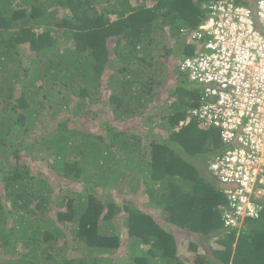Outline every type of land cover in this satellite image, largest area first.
I'll use <instances>...</instances> for the list:
<instances>
[{
  "label": "trees",
  "instance_id": "1",
  "mask_svg": "<svg viewBox=\"0 0 264 264\" xmlns=\"http://www.w3.org/2000/svg\"><path fill=\"white\" fill-rule=\"evenodd\" d=\"M210 1L0 0V252L9 256L0 264H189L166 226L97 194L123 186L139 189L165 224L219 235L192 264H264V210L223 229L224 196L198 166L222 141L189 114L200 88L173 81L166 61L174 49L192 56L187 41ZM45 118L55 121L49 131ZM39 159L58 182L31 173L27 160ZM122 212L128 259L115 262Z\"/></svg>",
  "mask_w": 264,
  "mask_h": 264
},
{
  "label": "built area",
  "instance_id": "2",
  "mask_svg": "<svg viewBox=\"0 0 264 264\" xmlns=\"http://www.w3.org/2000/svg\"><path fill=\"white\" fill-rule=\"evenodd\" d=\"M203 10L188 38L196 49L177 67L202 94L191 118L222 141L208 171L227 197L224 227L239 230L264 210V0H215Z\"/></svg>",
  "mask_w": 264,
  "mask_h": 264
},
{
  "label": "rangeland",
  "instance_id": "3",
  "mask_svg": "<svg viewBox=\"0 0 264 264\" xmlns=\"http://www.w3.org/2000/svg\"><path fill=\"white\" fill-rule=\"evenodd\" d=\"M65 40H67L65 38ZM64 39L62 41H64V43H61L62 46H65L67 44V41H65ZM188 44V41H187ZM175 50V51H174ZM173 53L171 54L170 58H168L166 61H169V65L171 66V71H172V76H173V81H175L174 79H179V81L185 83L186 85H189L191 87H196V85L193 84H189L187 81V78L183 75V73H181L178 68H177V63L180 60V54L179 51L177 49H174ZM25 50H22V53H24V56H32V54H29L28 52H24ZM112 59V58H111ZM168 85V84H167ZM171 86V85H170ZM103 87H105V84H103ZM17 94L15 96H18L20 94V88H17ZM107 96H104V99H102L104 101V106H106V99ZM95 108H99L101 111H103L102 109V105L96 104L94 105ZM107 113V111H105ZM103 116H105V113L103 111ZM61 118H67V116H62ZM45 123H47L48 125V130H50V128L55 127V121L53 122L52 119L49 120L47 118L44 119ZM51 125V127H50ZM70 128H72V126H70ZM94 128V127H93ZM149 128H147L146 126H144V122L141 121L138 127H135V130H137L138 134L141 138V144H146V142L149 140L148 138H150L151 134L148 131ZM156 131V130H155ZM43 132V131H42ZM46 132V131H44ZM157 132V131H156ZM24 133H20L19 136L21 137ZM101 134H104V132H102ZM150 134V135H149ZM143 149H145V145H143L142 147ZM196 159H192L193 162H195ZM47 161H41L39 159V161H29L27 160V165L31 171L32 174H41V175H46L49 180L51 182L57 181L55 177V174H53L52 172H49V170L46 167ZM201 165V166H200ZM198 166L201 168L202 170V163L200 160H198ZM1 176V174H0ZM62 185L64 186V190H66V188H70L71 193H76V195H85L86 194V189L85 187H81L78 184H73V183H65L63 182V180H61ZM53 189H55V193H57L56 191L58 190L57 184L53 183L52 185ZM138 188V186L136 187ZM134 188V189H136ZM97 193V192H96ZM97 194H99L101 199H108L111 198L115 201L116 205H122L123 203H126L127 200H129L131 202V204L135 207H138L139 209L143 210L144 212H146L147 214H150L151 217L160 224V226H166V229L172 233L177 240V244L179 245V255L181 260H184L185 263H189L192 264L193 262V258H195V254L199 256H202L205 253H209L210 249L212 250L213 248H216V244L214 242V240H217L218 238V234H211L208 236H192L189 232H187V230L185 229H180L179 227L176 226H169L171 224H165L164 220H161V215L163 216V214L160 212V210L158 209H153L151 208V206L147 203V199L144 196V194L138 189L137 192L135 193H130L129 191V187H124L122 188V193L119 191L118 188H116L115 191H112V193L108 194L107 192L103 193L102 191H99ZM125 213L122 212L120 214H117L115 217V223H116V227L121 235V238L123 239L121 246L119 248V250L117 252H115L113 255L109 256L112 259L115 260L116 262V258L120 257L123 258V260L125 259L127 261L128 257L126 255L127 250H128V242L126 241V239H128L127 234H126V227H125ZM67 230H65L66 232ZM67 236L68 239L71 240V236L69 234V232L67 231ZM191 243H195L196 250H193L192 248H190V244ZM18 250H22L21 246L18 247ZM9 256L4 255L2 252H0V261L4 260V259H8ZM122 260V261H123Z\"/></svg>",
  "mask_w": 264,
  "mask_h": 264
},
{
  "label": "clouds",
  "instance_id": "4",
  "mask_svg": "<svg viewBox=\"0 0 264 264\" xmlns=\"http://www.w3.org/2000/svg\"><path fill=\"white\" fill-rule=\"evenodd\" d=\"M211 2V1H210ZM236 2H237V0H236ZM208 4V3H207ZM238 4V3H237ZM206 5V4H205ZM204 5V6H205ZM239 5H243V4H239ZM203 6V7H204ZM243 6H245V5H243ZM203 7H202V9H203ZM203 13H204V10H203ZM201 24V23H200ZM182 60V59H181ZM181 60H179V61H181ZM178 61V62H179ZM178 64V63H177ZM178 68V67H177ZM179 70V69H178ZM216 152H213V153H211V154H209V155H206L205 156V160H204V162L202 163V171H203V169H204V172H205V174L206 175H208L209 177H210V179L211 180H213L214 181V184H216V186H217V188L219 189V191H220V193L224 196V204L222 205V207H221V221H222V215H223V211H224V209L228 206L227 205V197H226V195L222 192V189H221V187L216 183V181L214 180V179H212V177L209 175V171H208V159L213 155V154H215ZM222 224H223V221H222ZM223 229L224 230H227V231H225V232H228V230H235V229H231V228H225L224 227V225H223ZM238 231V230H237ZM225 232H223V233H225Z\"/></svg>",
  "mask_w": 264,
  "mask_h": 264
}]
</instances>
